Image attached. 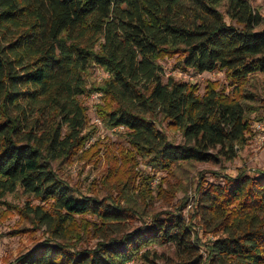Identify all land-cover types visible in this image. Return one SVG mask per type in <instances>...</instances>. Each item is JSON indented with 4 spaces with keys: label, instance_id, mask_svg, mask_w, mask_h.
<instances>
[{
    "label": "trees",
    "instance_id": "16d2710c",
    "mask_svg": "<svg viewBox=\"0 0 264 264\" xmlns=\"http://www.w3.org/2000/svg\"><path fill=\"white\" fill-rule=\"evenodd\" d=\"M166 57L181 71L223 73L225 86L207 83L199 95L165 77ZM96 70L107 77L97 81ZM263 77L264 18L251 0H0V199L38 200L17 212L48 233L8 264H154L166 245V264H264V171L197 185L198 223L214 235L203 259L192 222L139 203L149 175L136 170L233 161L251 122L264 121ZM94 93L99 124L121 130L127 146L119 159L103 147L111 166L123 164L100 180L114 198L75 194L54 170L102 149L99 138L88 145L96 128L82 100ZM85 216L99 234L88 248L71 244L84 238L73 227ZM135 216L140 225L120 228Z\"/></svg>",
    "mask_w": 264,
    "mask_h": 264
},
{
    "label": "rangeland",
    "instance_id": "374dc122",
    "mask_svg": "<svg viewBox=\"0 0 264 264\" xmlns=\"http://www.w3.org/2000/svg\"><path fill=\"white\" fill-rule=\"evenodd\" d=\"M251 5L258 9L264 18V0H251ZM176 61V58L167 57L160 60L159 63L163 68L165 77L171 76L178 82L198 86L199 95L203 93V89L206 87L207 83L216 82L223 85L226 83L223 73L213 72L198 74L192 71H181L180 69H176ZM94 77L99 81L106 78L107 74H104L101 70H96L94 72ZM261 80L264 83V77ZM95 95L96 93L92 94L88 99H83L82 102L87 108V129L92 126L96 128V133L94 137L88 141V145L99 138L101 143H103L102 149L100 152L94 153L93 155H91V153L79 152L78 155L74 156L62 166L58 167L54 165V170H56L60 178L67 182L69 187L75 191V194H89L90 191H93V196L99 199H107V197L114 198L117 197L115 190L112 188H104L100 180L102 174L107 170L112 180H114L118 171L116 168H121L123 164L117 160L115 164L117 167L111 166L107 161V153L105 154L103 147H108L109 151L119 159L121 149L127 146L117 134L121 132V130L108 132L99 124L93 110L94 104L98 102V98ZM258 115H261V117L264 116V110H261ZM252 117L253 115L250 118ZM255 123L258 122L256 120L251 122L250 130L252 136L244 149L238 153V156L233 161L221 162L218 165L200 163L187 166L184 164V166L179 169L171 167L167 172L152 170L144 166L142 162L136 168L141 175H149L147 189V192L150 194L149 200L145 199L144 201L139 197V203L145 205L147 212L150 210L177 212V214L181 213L185 217L186 223L192 222L196 228L197 238L201 243L199 255H201L203 259H205L206 245L214 239V235L208 232L205 233L200 223H198L199 215L196 213V206L198 203L196 194L197 185H201L203 182L219 183L221 182V177H235L240 171H245V173L250 176L256 172L264 171V149L255 141L256 134L253 131ZM162 125L170 140L176 143L181 141V136L177 131L166 129L165 123ZM135 184L137 186V183ZM138 190L139 187L136 188V191ZM0 203V264H8L23 252L35 248L40 241L47 238L48 233L46 228L31 224L30 221L21 217L17 212V209L22 208L26 204L29 206L40 204L35 198L16 192L1 198ZM43 207L46 209L48 205H44ZM83 218L84 219L74 223L73 229H75V233L83 234L84 238H81V241L78 243L74 242L71 244H77V246L88 248L94 246L99 241V234L93 231V227L90 226V223H97V221L90 216H85ZM133 218L134 219L121 225L120 228L140 225L138 221L140 219L136 216ZM145 218L148 219V217H144L142 220H145ZM78 224H80V226ZM100 237L103 238L102 236ZM70 240L71 239H68L69 242H71ZM154 250L157 252L155 254L157 259H152L154 264H166L165 258H168V260L174 259L173 250L169 245L155 247ZM126 264H142V262H140L139 258H136Z\"/></svg>",
    "mask_w": 264,
    "mask_h": 264
},
{
    "label": "built area",
    "instance_id": "2783aa9c",
    "mask_svg": "<svg viewBox=\"0 0 264 264\" xmlns=\"http://www.w3.org/2000/svg\"><path fill=\"white\" fill-rule=\"evenodd\" d=\"M95 96L99 98V94H96ZM253 131L256 134V137H255L256 143L262 149H264V122L255 123L253 126Z\"/></svg>",
    "mask_w": 264,
    "mask_h": 264
}]
</instances>
